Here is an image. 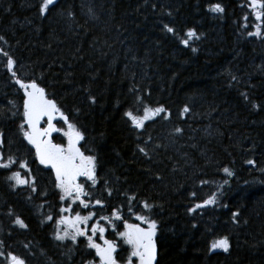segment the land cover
I'll list each match as a JSON object with an SVG mask.
<instances>
[{"label":"trees","instance_id":"trees-1","mask_svg":"<svg viewBox=\"0 0 264 264\" xmlns=\"http://www.w3.org/2000/svg\"><path fill=\"white\" fill-rule=\"evenodd\" d=\"M41 4L0 0V164L9 165L0 167V264L9 253L25 264H84L85 244L56 239L66 207L94 213L88 236L113 210L155 221L156 264H264V17L248 0H56L44 14ZM189 30L199 39L185 45ZM3 52L96 158L87 209L61 201L23 142L24 99ZM145 108L164 111L136 128L126 113L142 118ZM14 172L27 183L10 179ZM97 199L103 207L91 208ZM225 238L227 252L212 248Z\"/></svg>","mask_w":264,"mask_h":264},{"label":"snow or ice","instance_id":"snow-or-ice-1","mask_svg":"<svg viewBox=\"0 0 264 264\" xmlns=\"http://www.w3.org/2000/svg\"><path fill=\"white\" fill-rule=\"evenodd\" d=\"M56 0H42V4L40 6V13L44 14L50 5H54ZM251 5L253 8L260 7L264 8V0H251ZM214 12L222 13L224 11L223 7L220 4H216L211 9ZM264 17V13L258 12L256 14V19L259 20ZM247 19V17H245ZM164 28L167 32L172 33L174 32V28L170 27L169 25L165 24ZM249 35H253V33L249 32ZM255 35L259 36V30L255 33ZM188 39H185L183 43L185 45L188 44V40L192 38L199 39V36L196 35L195 31L189 30L186 33ZM0 40H3V37H0ZM193 51L196 49L193 48ZM7 58L6 66L7 70L12 73L13 76H16V72L13 71L15 66V61L12 59L11 56L7 52L2 53ZM233 80L237 79L235 76L232 77ZM20 88L24 90V94L26 99L24 100V117L25 123H27L29 127V131H24V137L28 141L29 144L33 145L36 149V155L39 158V162L45 166H50L52 169L55 170V177H56V187L60 189L61 195L60 199L64 200L65 197L72 198V202L75 203L79 201V205L83 208L87 209L89 207V202L86 201L84 198L88 197L89 200L91 198V192L85 190L83 183H78L77 180L79 177H84L85 181H91L90 187H94L97 184V176H96V158L92 155L85 156L78 147H76L77 143L83 139V136L80 132L74 129V126L71 123H68L67 116H64L61 113V119L68 123L69 131L65 133L68 137V146L67 149L60 145H56L51 143L50 140H45L43 137L48 136L53 131H58L53 124L51 123L53 119V114L59 112L60 110L57 108L56 104L52 100H47L44 98V89L40 88L37 83H24L20 79H16L15 81ZM244 97L245 101L248 100L247 93H241ZM93 102H95L93 100ZM253 108H258L259 106L256 104L252 105ZM163 108H156V109H144V116L137 117L134 116L131 112L126 113L130 120H132L133 125L136 128H143L144 121L149 119V113L153 115L159 114L163 112ZM189 109L186 107L184 112H188ZM48 117V128L44 131H41L38 128L39 121L42 117ZM23 129V125H21ZM181 129L177 128L176 132L179 133ZM140 151L147 155V152L144 148H140ZM13 163L15 161H12ZM247 163L253 164L252 160H248ZM9 165L7 164H0V167L6 168ZM21 168H26V163L20 164ZM223 171L228 175H232L231 171L228 168H224ZM10 179L15 180L18 184H26L27 181L20 178L19 172H14ZM34 183V182H33ZM204 183H207L206 181ZM37 189L33 186L32 191L35 192ZM112 193L109 192L108 195L110 196ZM195 196V193H192ZM129 199H135V197H129ZM215 202V199H209L204 202V204H212ZM96 205L103 206V202L99 199L95 201ZM145 209H151V205L147 202H144ZM203 205L197 204L196 208H200ZM193 211L195 209H192ZM61 211L63 212H70L72 211L71 208H62ZM119 210H117L118 212ZM117 212H113V217L117 220L121 219V217L117 214ZM94 213H89L88 215L81 216L79 213H76L75 216L71 220L63 219L60 223L69 224V226L73 229L70 233L68 231L64 232V235H57L56 239L63 241L66 238H70L73 243H76L77 237L79 236H86L88 239V247L93 248L96 250V255L100 257L101 264H117V259L114 256L116 252V246L108 241H104V247L95 243L92 239L97 232L101 234V238H103V233L105 232V228L102 227L99 223H94L91 227L92 236H88V221L92 219ZM234 216L237 214H233ZM51 220L52 217H49ZM100 219H107L103 216ZM137 220H141L142 222L145 221V217L137 216ZM148 229L145 230L138 225L128 224L125 223V231L120 233V236L125 240L127 244L132 247L131 255L134 257H138L140 264H153L155 260V244L153 242V237L156 234V222L148 220ZM16 224L20 225V227H26L20 219L16 220ZM85 225V228H80L79 225ZM228 241L227 239H221L215 241L212 244V248H221L225 252L228 251ZM3 255V253H0ZM8 259L10 264H25V260L22 258L17 257L16 255H12L11 253L8 254Z\"/></svg>","mask_w":264,"mask_h":264},{"label":"flooded vegetation","instance_id":"flooded-vegetation-1","mask_svg":"<svg viewBox=\"0 0 264 264\" xmlns=\"http://www.w3.org/2000/svg\"><path fill=\"white\" fill-rule=\"evenodd\" d=\"M63 144H64V142H63ZM66 149H67V142H66ZM78 183H83L84 187H85L87 181H85V178H82L81 180L78 181ZM78 203H79V201H78ZM102 207L101 206H97L96 204L95 205H91V208H95V209H99V208H102ZM113 212H117V211L113 210L112 214H113ZM117 214L121 217V219H119V220L115 219L114 221H112L108 217H105L107 219H104V222H105L106 226H104L105 232L103 233V238H101V234L99 232H97L92 237V239H93V241L95 243L101 245V247H103L105 240H108V241L112 242L116 246V252L114 253V256L117 259V264H139L140 263L139 258L138 257H134V256L131 255L132 250H133L132 247L129 244H127L125 241L124 242L121 241L116 236H117V233L120 234L122 231L126 230L125 227H124L125 223L138 225L139 227H141L143 229H147L148 228V223H147L146 220L144 222H142L141 220H137L136 217L137 216H141V215H137L136 212H133V209L125 211V214H121V212L119 210L117 212ZM124 215H126V216H124ZM96 220H97L98 223H102L103 222V220L100 219V216H97ZM110 224H113L114 230H112L109 227ZM107 228H108V230H107ZM115 229L117 231H115ZM76 243L85 244V249L89 251V254L81 255V258H82L83 261L87 258L88 259L87 261H92L94 264H101L100 259L96 255V250L93 249V248L88 247V239L87 238L77 239Z\"/></svg>","mask_w":264,"mask_h":264},{"label":"water","instance_id":"water-1","mask_svg":"<svg viewBox=\"0 0 264 264\" xmlns=\"http://www.w3.org/2000/svg\"><path fill=\"white\" fill-rule=\"evenodd\" d=\"M250 1H251V0H250ZM250 5H251V2H250ZM251 7H252V5H251ZM252 8H253V7H252ZM258 8H259V7H255V8H253V9H255V11H256ZM13 77H14V78H13L14 83L16 84L17 88L21 90L22 95H23V98H24V100H25L26 97H25V94H24V90H23L22 88H20V86L15 82L16 79H17V77H16V76H13ZM22 82H24V83H26V84H28V83H32V82H25V81H22ZM44 98L47 99V100H51V99H48V98L45 96V93H44ZM24 100H23V105H24ZM60 114H61L60 111L57 112V113H54V114H53V119H52L51 123L53 124V126H54L56 129H58V125H59V124H60V125H66V127L68 128V123H65V121H64L63 119H61V115H60ZM63 115L66 116L65 114H63ZM23 119H24V125H25V127H26V131H29L30 129H29L27 123H25L24 107H23ZM38 128H39L41 131H44V130H46V129L48 128V117H47V116H44V117L41 118V120L39 121V124H38ZM56 134H57V131H53V132H51L50 135L43 137V139H45V140H50L51 143L55 144V143L53 142V136H55ZM23 140H24V142H25V143H26V144H27V145L33 150L37 164H39L40 166L44 167V169L48 170V171L52 174L53 179L56 181L55 170L52 169L50 166H45V165L41 164V163L39 162V158H38L37 155H36V149H35V147H33V145L29 144L28 141L25 139V137L23 138ZM66 140H67V146H68V137L66 138ZM80 144H81V140H80V141L77 143V145H76V147H78L79 149H80ZM56 145H57V144H56ZM80 151H81V150H80ZM81 178H82V177H79L78 180H77V182H78ZM147 229H148V228H147ZM147 229H145V230H147ZM153 242H154V244H155V249H156V252H155V260L153 261V264H156V263H157V248H156V243H155L154 237H153ZM104 246H105V245H104ZM98 258L100 259L99 256H98ZM9 264H10V263H9Z\"/></svg>","mask_w":264,"mask_h":264},{"label":"rangeland","instance_id":"rangeland-1","mask_svg":"<svg viewBox=\"0 0 264 264\" xmlns=\"http://www.w3.org/2000/svg\"><path fill=\"white\" fill-rule=\"evenodd\" d=\"M75 129V128H74ZM76 130V129H75ZM69 130L64 126V127H62V128H60V129H58V135H60L63 139H64V144H62L61 146L62 147H64L65 149H66V135H65V133L66 132H68ZM77 131V130H76ZM20 178L21 179H23V180H25V178L24 177H21L20 176ZM21 185H24V184H21ZM58 191H59V193H60V197H61V195H63L62 193H61V191H60V189L58 188ZM65 205H71V204H73V202H72V198H70V197H65V199L64 200H61ZM89 207H90V205H89ZM92 213V212H91ZM75 215H71L70 214V212H61V214H60V217L57 219V221H56V226H57V231H58V233L60 234V235H64V232L65 231H68V232H72L73 231V229L69 226V224H65V223H60V221L62 220V218L63 219H67V220H71L73 217H74ZM94 216V215H93ZM92 216V217H93ZM110 219L112 220V221H114L115 220V218H113L112 216L110 217ZM109 221V220H108ZM100 224V223H99ZM101 226H102V224H100ZM109 225V224H108ZM79 227L80 228H82L83 229V224H80L79 225ZM102 227H104V226H102ZM112 230H114V227H113V224H110V226H109ZM107 230H108V228H107ZM115 231H117L116 229H115ZM122 232H124V231H122ZM121 232V233H122ZM90 233H91V230H90ZM90 236H92V233L90 234ZM93 237V236H92ZM116 237H118L121 241H125L121 236H120V234H118L117 233V236ZM81 239V238H85V236H79V237H77V239ZM66 239H70V238H66ZM70 241H72L71 239H70ZM84 264H94L92 261H87V262H85Z\"/></svg>","mask_w":264,"mask_h":264},{"label":"bare ground","instance_id":"bare-ground-1","mask_svg":"<svg viewBox=\"0 0 264 264\" xmlns=\"http://www.w3.org/2000/svg\"><path fill=\"white\" fill-rule=\"evenodd\" d=\"M23 125H24V119H23ZM24 127H25V125H24ZM25 131H26V127H25ZM23 138H24V133H23ZM23 142H24V140H23ZM25 143V142H24ZM25 145H27L26 143H25ZM28 146V145H27ZM29 147V146H28ZM30 148V147H29ZM31 149V148H30ZM32 150V149H31ZM33 151V150H32ZM34 153V152H33ZM35 156V155H34ZM48 171V170H47Z\"/></svg>","mask_w":264,"mask_h":264}]
</instances>
